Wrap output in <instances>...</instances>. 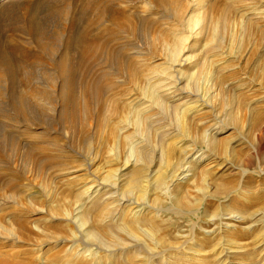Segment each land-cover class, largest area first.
<instances>
[{"label": "bare ground", "instance_id": "bare-ground-1", "mask_svg": "<svg viewBox=\"0 0 264 264\" xmlns=\"http://www.w3.org/2000/svg\"><path fill=\"white\" fill-rule=\"evenodd\" d=\"M156 1L154 5L150 0V3L156 7L155 11L152 6L142 5L139 12L143 14L141 16L136 13H125L126 6L134 3L132 0H88V4L82 3L84 7L90 5L87 7L92 17L87 24L89 37L87 40L79 37L68 43L72 53L68 59L65 57L66 71L61 74L59 71L61 61L56 62L52 57L53 48L59 46L58 43L45 42L44 52L48 59L46 58L41 68L40 86H30L25 95L11 94L9 96L14 109L12 111L15 114L26 115L28 123L24 127H27V130L30 129L31 119L36 121L42 118L40 123L46 127L51 126L57 139L53 140V138V141L44 145L29 146V149L22 150L20 146L16 149L14 139L5 134L0 135V145L3 147L0 151V211H4V214L0 215L2 244L21 243L25 237L23 232L29 231V221L23 218L22 210L29 211L31 207H24L26 206L22 199L24 197L20 195L21 189L18 185L37 186L50 195L49 184L46 181L35 180L33 184L27 178L16 176L17 173L28 172L26 169L35 161L34 159L39 157L37 154L51 153L40 159V168L49 166L51 169L59 168L65 171L70 168L66 157L73 158V154H78V149L84 155H93L94 160L98 150L106 149L104 153L109 158L108 162L115 163L116 157L113 154L115 145L121 140L125 144L128 140L133 147L125 158V165L134 166L136 169L123 193H119V184L122 179L117 175V169L104 171L102 178L98 179L101 182L94 181L84 186L81 190L82 195L77 193L75 199L80 200L83 196L90 198L92 204L87 209L79 205L75 206L72 211L65 210L62 208V200H58L55 195L50 196L54 203L51 215L58 216L60 221L67 222L64 221L65 227L61 226L70 237L64 242L70 244L64 248L62 259H59L57 254L48 256L47 251L41 248L40 245L45 241L43 239L48 237L45 233L47 236H43L38 246L34 248L16 250L12 247V251L7 254L0 249V264H91L96 257L91 255L89 257L84 247L80 249L84 251H78L81 245L72 240L77 229L76 219L79 218V222L76 221L77 227H84L89 223L92 215L98 216L99 231L114 238L118 226L110 218L113 210L117 211L121 206L128 208L130 218H126L124 223H128L131 227V234L137 238L141 234L152 238L149 242L152 247L143 245V248L135 244L133 252L130 255L127 253L128 257L123 258L122 253H119L121 264H129V262L130 264L141 262V264H209L203 259L205 255L200 251L189 253L181 251L182 249L178 250L179 247H172L175 251L171 249L172 252L170 254L166 252L168 257H165L162 253L152 254V251L146 250L155 248L156 243L166 245V240L156 238L159 232L164 234V237L170 235L166 228L161 230L162 224L157 222L158 210L152 203H156L158 198L156 201L153 199L152 202L145 201V198L146 194L149 196L159 191L166 192L170 183L172 185L176 181L186 180L188 176L186 174L190 172L191 165L204 157V152L199 153L193 145L182 139L183 143L178 146L182 161L178 162L179 166L170 175L168 167H170L173 149L170 148V143L166 145L163 139L166 138L167 141L172 138L178 139L179 135L173 133L179 127L185 130L190 124L188 120L183 121L184 118L188 119L191 115L196 116L201 111L198 107L209 106L205 94L199 95L198 82L207 68L212 65L209 64L212 60L204 58L206 66L197 61L192 71L185 72L182 68L196 56L193 54V48L204 35L207 41L202 46L204 48L202 55L204 54L207 58L208 55L214 56L222 50V34L229 27L233 3L229 0L230 4L224 3L219 6L217 5L219 3L215 2L209 6L208 12L200 13L195 9L197 0L193 1V5H190L188 0ZM256 15L258 19H264V10H258ZM245 21L246 23L242 22L241 27L243 35L247 36L253 31L254 25L250 19ZM260 34L263 36L262 33ZM136 38L141 41V44L146 38L147 49L142 45L134 44ZM245 38L249 39V36ZM186 53L187 56H185ZM225 69L226 67L221 71ZM175 97L177 99L171 103ZM195 104L197 106H194ZM171 116H174L175 120L182 119L178 122L177 128H172L170 122L167 121V118L170 121ZM198 123L202 124V120ZM140 124L146 125L144 131L147 133L153 129L157 131L160 143L158 146L157 142L156 146L161 149L160 153L155 150L154 146L152 148L148 134L140 136L138 130L137 132L132 130L129 134H124L119 138L120 131L125 132L127 129L137 128ZM208 127L209 130L212 128L217 130L219 126L209 124ZM26 135L29 138H36L33 133H26ZM154 154L158 155L159 160H157L163 169L162 172H159L158 168L148 170L154 161ZM70 163L71 161L69 165ZM187 164L190 165L184 170ZM77 178L78 176L67 178L72 181L71 187L76 185L74 181ZM134 192L137 193L135 200L130 198ZM125 202L126 204L123 205ZM10 204L13 206L12 212L7 210V205L10 206ZM35 211L41 213L44 210L37 208ZM13 214L16 217H13ZM5 215H10L11 220L7 219L10 227L3 224L6 219ZM104 219H106L105 222ZM229 219L238 220L236 216L229 217ZM261 219L253 221L254 226H260ZM38 221L36 220L30 229L41 233L43 229ZM120 221L123 222L121 219ZM13 223L16 224V230L12 227ZM210 225L214 227L206 233L219 234V225ZM48 228L61 229L60 225L52 224ZM254 229V236L260 240L262 238L260 230H264L263 225ZM100 232L91 230L88 235L101 244ZM51 234L53 242H59V233ZM238 235L237 230H231L224 237L216 240L214 246L220 250L218 255H221L218 257V264H231L227 260L230 255L228 256V251L224 246H232L231 241ZM261 240L259 247L262 248L259 255L264 264V239ZM122 242L115 240L113 246L118 247L109 253L123 249L122 244L124 243ZM166 243L169 244L168 241ZM196 245L200 247L201 243H195L193 246L196 247ZM125 248H128L127 244ZM108 256L112 260L116 255L106 257Z\"/></svg>", "mask_w": 264, "mask_h": 264}, {"label": "rangeland", "instance_id": "rangeland-1", "mask_svg": "<svg viewBox=\"0 0 264 264\" xmlns=\"http://www.w3.org/2000/svg\"><path fill=\"white\" fill-rule=\"evenodd\" d=\"M132 1H134L132 5L126 6L125 9L122 7L126 14L143 15L139 12L141 6L145 4L148 7L152 6L153 11L156 9L154 6L156 0H152L154 5L150 3V0ZM193 1L195 0H188L190 5H193ZM261 1L232 0L233 10L229 18V27L222 34V50L214 56L208 55L207 58L204 54L202 55L204 53L202 46L207 41L204 35L193 48V54L196 56L182 68L185 72L192 71L197 61L206 66L204 58L212 60V63L209 62L212 65L207 68L198 82L199 95L205 94L209 106L198 107L201 111L196 116L184 118L183 121L188 120L190 124L185 130L179 127L173 133L179 135L178 139L172 138L169 141L166 138L163 139L164 143L166 145L170 143V148L173 149L170 167H168L170 175L179 166L178 162L182 161L178 147L180 143H183L182 139L193 145L199 153L205 154L199 162L191 165L190 172L186 174L188 175L186 180L176 181L172 185L170 183L166 192L159 191L149 196L146 194L145 201L152 202L153 199L156 201L158 198L156 203H152L158 210L157 222L162 224L160 229L166 228L170 235L164 237V234L158 233L156 238H163L169 244L165 241L166 245L156 243L155 248L146 249L152 251V254L162 253L168 257L166 252L170 254L172 247H179L178 250L182 249L181 251L189 253L200 251L205 255L203 259L209 264H218V257L221 255H218L220 250L214 246L216 240L224 237L231 230H237L239 235L231 241L233 245L224 246L228 256L230 255L227 260L231 264H263L259 255L262 247H259V244L261 239H264V230H260L262 232L260 240L254 236L255 227H261V225L264 227V19H258L256 15L258 10H264V0ZM215 2L219 3L217 4L219 6L224 3L230 4L229 0H197L195 9L200 13H206L209 6ZM82 3L88 4V0L0 1V135L5 134L14 139L16 149L20 146L22 150H26L29 146L44 145L57 139L51 126L46 127L40 123L42 118L36 121L31 119L30 129L27 130V127H24L28 123L26 115L15 114L12 111L13 105L9 101V96L11 94L25 95L30 86H40L41 68L47 58L44 52L45 42L58 43L59 46L53 48L52 57L56 62L61 61L59 68L61 74L66 71L65 57L68 59L72 53L68 43L79 37L85 40L89 37L87 24L92 17L87 7L90 5L84 7ZM247 19L252 20L254 29L250 35L244 36L241 26ZM248 36L249 39H246L245 37ZM146 38L143 44L137 38L133 43L147 49ZM224 67L226 69L221 71ZM176 99L177 97L172 99L171 103ZM129 116L133 117L132 114ZM167 119L172 128H177L178 122L182 121V119L175 120L174 116H171L170 121L169 118ZM200 120L202 124L198 123ZM209 124H216L219 127L217 130L213 128L209 130V127L207 128ZM145 128V124H140L137 128L127 129L125 132L122 130L118 133L119 138L132 130L136 132L138 130L140 136L148 134L152 148L154 146L160 153L161 149L156 146L157 131L153 129L147 133L144 131ZM22 131L25 133L23 134ZM26 133H33L36 138H29ZM132 147L133 144L128 140L125 144L123 140L117 143L113 150L116 157L115 163L108 162L109 158L104 153L106 149L98 150L95 160L92 159L93 155H84L78 149V154L72 153L73 158L66 157L70 168L65 171L59 168L51 169L49 166L40 168V159L51 153L37 154L39 156L37 160L34 159L35 161L26 169L28 172H20L16 176L27 178L32 183L35 180L46 181L49 184L50 195L37 186L18 185L21 189L20 195L24 197L22 198L26 205L24 207H31L29 211L22 210L24 213H21L23 218L29 221V231L23 232L25 237L21 243L2 244L3 241L0 239V249L7 254L12 251V247L16 250L34 248L38 246L43 236H47L45 234L47 233L48 237L43 239L45 241L40 245L41 248L47 251L48 256L57 254L59 259H62L64 248L70 244L64 242L70 237L63 230L66 221L64 219L65 222L60 221V217L51 215L54 203L50 196L55 195L58 200H62V208L65 210L72 211L79 205L87 209L92 204L91 199L83 196L80 200H76V194L82 195L83 187L94 181L101 182L98 179L102 178L104 171L115 169L118 170L117 175L122 179L119 184V193H123L136 169L134 166L125 165V158ZM1 150L3 147L0 145ZM157 154H154V161L148 168L149 171L157 168L159 172L163 171L159 166ZM189 165H185L184 170ZM75 176H78L74 181L76 185L71 187L72 181L67 178ZM131 195L130 198L135 200L137 193L134 192ZM125 204L126 202L123 205ZM7 207V210L12 212V204ZM37 208H43L44 211L36 212ZM118 209L113 210L110 218L118 226L114 238L99 231L98 216L92 215L89 223L84 227H77L79 218L76 219L77 222L75 221L77 229L72 240L81 245L78 251H84V249L80 250L84 247L89 257L90 255L96 257L91 264H121L119 253H122L123 258L128 257L127 253L130 255L133 252L135 244L149 245L152 241V238L144 234L139 236L135 233L139 236L138 238L132 235L131 227L128 223H124L126 218H130L128 208L121 206ZM2 214L4 211H0V215ZM9 216L5 215L3 224L10 227V222L7 221V219L11 220ZM235 216L238 220L229 219ZM259 218H262L259 222L261 225L254 226L253 221ZM36 220H39L38 223L43 229L41 233L30 229ZM50 224L60 225L61 229L48 228ZM210 224L219 225V234L206 233L214 227ZM225 224L231 226H225ZM12 227L16 230V224L13 223ZM88 230L100 232L101 244L98 240L89 237ZM51 233H59V242H53ZM115 240L123 241L124 250L120 248L117 252L109 253L118 247L113 246ZM195 243H201V246H193ZM56 244L58 246L55 248ZM126 244L128 248H125ZM149 247L152 246L149 245ZM112 254L116 255L112 260L109 256L106 257Z\"/></svg>", "mask_w": 264, "mask_h": 264}]
</instances>
